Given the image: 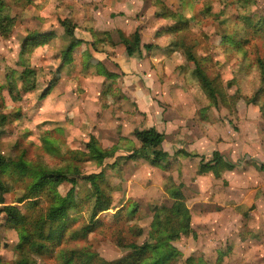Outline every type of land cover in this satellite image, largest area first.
<instances>
[{
	"label": "clouds",
	"instance_id": "9594fccd",
	"mask_svg": "<svg viewBox=\"0 0 264 264\" xmlns=\"http://www.w3.org/2000/svg\"><path fill=\"white\" fill-rule=\"evenodd\" d=\"M0 264H264V0H0Z\"/></svg>",
	"mask_w": 264,
	"mask_h": 264
}]
</instances>
